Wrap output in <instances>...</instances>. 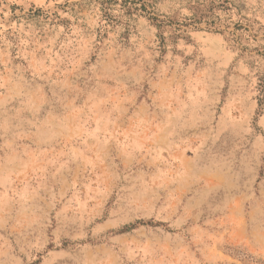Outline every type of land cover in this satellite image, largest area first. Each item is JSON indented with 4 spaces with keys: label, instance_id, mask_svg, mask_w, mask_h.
I'll list each match as a JSON object with an SVG mask.
<instances>
[{
    "label": "rangeland",
    "instance_id": "374dc122",
    "mask_svg": "<svg viewBox=\"0 0 264 264\" xmlns=\"http://www.w3.org/2000/svg\"><path fill=\"white\" fill-rule=\"evenodd\" d=\"M107 9L0 0V264H264V0Z\"/></svg>",
    "mask_w": 264,
    "mask_h": 264
},
{
    "label": "trees",
    "instance_id": "16d2710c",
    "mask_svg": "<svg viewBox=\"0 0 264 264\" xmlns=\"http://www.w3.org/2000/svg\"><path fill=\"white\" fill-rule=\"evenodd\" d=\"M97 2L102 5L101 12L103 13V17H108V5H114L118 0H97Z\"/></svg>",
    "mask_w": 264,
    "mask_h": 264
}]
</instances>
